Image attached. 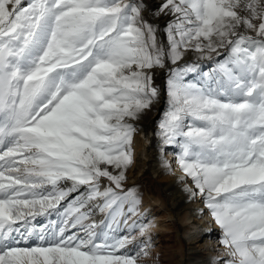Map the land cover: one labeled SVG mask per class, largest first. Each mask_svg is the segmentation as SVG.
Wrapping results in <instances>:
<instances>
[{"label":"snow or ice","instance_id":"obj_1","mask_svg":"<svg viewBox=\"0 0 264 264\" xmlns=\"http://www.w3.org/2000/svg\"><path fill=\"white\" fill-rule=\"evenodd\" d=\"M162 94L215 264H264V0H0V264H142L127 171Z\"/></svg>","mask_w":264,"mask_h":264},{"label":"rangeland","instance_id":"obj_2","mask_svg":"<svg viewBox=\"0 0 264 264\" xmlns=\"http://www.w3.org/2000/svg\"><path fill=\"white\" fill-rule=\"evenodd\" d=\"M154 1L159 2V0H149L150 3ZM160 38L162 37H158V39ZM187 59L199 64L201 66L199 69L201 73H211L217 68V66L211 61L196 60L194 56L187 57ZM221 60L223 61V57H221ZM166 76L167 73L162 74L158 71L155 79L158 84H162L166 82ZM187 79L190 82L199 83L202 82V80L206 81L207 77L202 78L201 75L189 74ZM167 107V97L162 94L161 101L154 104L152 110L137 122L138 132L135 137H139L140 140H144L145 137L147 138L148 136V140H144L145 156H143L141 152L134 155V143L132 145L133 164L127 171V186L134 187L141 200L145 197L146 193H150L155 197L158 196V198L163 200L165 199L164 202L172 212L178 227V235L181 240L180 243L177 244V242H173L168 235L163 236V245L161 247V252L158 254L160 258H156V260L152 262L145 256L142 260L147 259V264H177L178 257L176 256V250L178 249V246H181L183 252V264H215L216 261L224 259L223 252L220 257L214 256V254H216L218 249H221L222 246L212 248L211 245H203V241L199 242L200 240H204L205 236H207V231H205L201 227V224L197 222L202 213L204 215L207 214L206 208L201 206V214L199 211L194 209L192 204L196 199L193 200L189 198L188 193L184 190V185L180 183L178 179L179 175H175L174 171H169V169L164 166L165 162H171L173 168L175 156L179 152V149L175 146L164 145L161 136L159 135V123L163 119V115L167 110ZM168 155L170 156V161L168 160ZM154 182H158L160 185V192L156 189ZM186 213L193 217L194 224L200 229L198 234L194 233L192 229L189 230L190 234L186 232V230H188L187 228H192L191 225L184 226L181 221V217ZM210 232L217 234L215 237L220 240L221 233L219 228ZM150 242L151 243L147 249V253L155 247L157 239L152 237ZM198 244H200V247H198Z\"/></svg>","mask_w":264,"mask_h":264},{"label":"bare ground","instance_id":"obj_3","mask_svg":"<svg viewBox=\"0 0 264 264\" xmlns=\"http://www.w3.org/2000/svg\"><path fill=\"white\" fill-rule=\"evenodd\" d=\"M155 3H159L158 1H154ZM162 24L163 21H160ZM147 130V129H146ZM145 141L148 140L145 137ZM140 140L139 137L134 138V155H137L138 152H141L143 156H145V141ZM169 160V155L167 156ZM144 158V157H143ZM142 158V159H143ZM145 159V158H144ZM170 161V160H169ZM172 161V160H171ZM171 163V162H170ZM144 165V163H143ZM176 165L173 164V168L175 169ZM175 175H179L177 172H174ZM156 185V189L160 192V185L158 182H154ZM165 200V199H164ZM163 199H160L155 196H152L150 193H146L145 197L141 200L140 205V213H141V220H146L151 225H154L150 229V235L151 238L157 239V242L155 244V247L146 255L147 259H150V261H155L156 258L159 257V253L161 252V247L163 245V236H169L173 242H177V244L180 243V237L178 235V227L176 225V222L174 220V217L172 215L171 210L168 208L167 204L164 202ZM203 204L200 203L199 199H196L194 203L192 204V207L196 209L197 211L202 213V207ZM207 211V209H206ZM196 216V215H195ZM181 221L183 222L184 226L191 225L192 228H187L186 232L190 234L189 230H193L194 233L198 234L200 232V229L194 224L193 217L189 216L187 213L181 217ZM197 222L201 224V227L207 231V236H205L204 240H200L199 242L203 241V245H211L212 248L214 247H220L219 238L215 237L217 234L211 233L210 231H213L214 229H218V227L210 220L209 216L206 214L200 215ZM211 228V229H209ZM209 231V232H208ZM218 231V230H216ZM206 235V233H205ZM203 238V237H202ZM201 238V239H202ZM208 238V239H207ZM167 239V238H166ZM169 240V239H168ZM167 241V240H166ZM151 243V242H150ZM198 247H200V244H198ZM223 252V247L221 249H218V252H214V256L220 257ZM170 256V255H169ZM176 256L178 257V263L177 264H183V252L182 247L178 246V249L176 250ZM145 256H142V258ZM172 258V257H171ZM147 259L142 260L143 264H147ZM151 263V262H150Z\"/></svg>","mask_w":264,"mask_h":264}]
</instances>
